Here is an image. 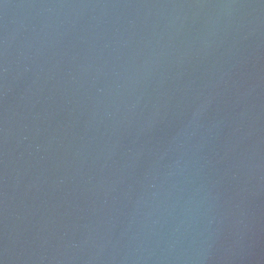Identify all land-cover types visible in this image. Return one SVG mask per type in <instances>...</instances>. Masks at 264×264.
<instances>
[{
    "label": "water",
    "instance_id": "95a60500",
    "mask_svg": "<svg viewBox=\"0 0 264 264\" xmlns=\"http://www.w3.org/2000/svg\"><path fill=\"white\" fill-rule=\"evenodd\" d=\"M0 264H264V0H0Z\"/></svg>",
    "mask_w": 264,
    "mask_h": 264
}]
</instances>
